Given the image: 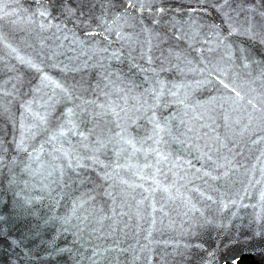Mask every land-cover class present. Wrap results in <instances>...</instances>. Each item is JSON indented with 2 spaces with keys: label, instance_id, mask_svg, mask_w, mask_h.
Wrapping results in <instances>:
<instances>
[{
  "label": "water",
  "instance_id": "obj_1",
  "mask_svg": "<svg viewBox=\"0 0 264 264\" xmlns=\"http://www.w3.org/2000/svg\"><path fill=\"white\" fill-rule=\"evenodd\" d=\"M264 264V0H0V264Z\"/></svg>",
  "mask_w": 264,
  "mask_h": 264
},
{
  "label": "trees",
  "instance_id": "obj_2",
  "mask_svg": "<svg viewBox=\"0 0 264 264\" xmlns=\"http://www.w3.org/2000/svg\"><path fill=\"white\" fill-rule=\"evenodd\" d=\"M237 264H247V260L242 259L241 261H239Z\"/></svg>",
  "mask_w": 264,
  "mask_h": 264
}]
</instances>
